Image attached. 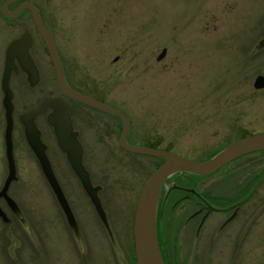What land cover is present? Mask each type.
Masks as SVG:
<instances>
[{
	"label": "rangeland",
	"instance_id": "obj_1",
	"mask_svg": "<svg viewBox=\"0 0 264 264\" xmlns=\"http://www.w3.org/2000/svg\"><path fill=\"white\" fill-rule=\"evenodd\" d=\"M28 1L53 35L67 81L120 109L129 121V143L202 160L245 135L264 133V87L253 85L257 75L264 76V0ZM18 19L31 29L36 77L16 59L9 80L15 179L0 197V264H136L137 198L163 159L124 150L118 118L70 100L100 210L59 147L49 112L39 115L38 136L67 210L20 119L57 90L54 67L30 12ZM24 30L0 12V190L9 173L1 87L5 51ZM263 163L264 151L252 152L212 175L177 172L168 181L194 183L202 195L219 199L223 186L246 185ZM194 209L175 204L161 218L157 235L167 264H264V182L240 210L246 218L257 210L253 224H223L225 215L213 212L198 229L200 216L187 219ZM158 220L156 215V227Z\"/></svg>",
	"mask_w": 264,
	"mask_h": 264
},
{
	"label": "water",
	"instance_id": "obj_2",
	"mask_svg": "<svg viewBox=\"0 0 264 264\" xmlns=\"http://www.w3.org/2000/svg\"><path fill=\"white\" fill-rule=\"evenodd\" d=\"M13 1H21V3L14 11H7V4ZM25 9L30 12L32 20L44 40L54 67L58 88L53 95L43 97L37 106L20 116L25 127L26 139L36 154L47 180L53 186L54 192L63 202L64 198L62 197V192L54 177L49 159L45 154V146L39 139L35 123L36 116L46 112L47 108L50 107L52 108V111L47 115V119L48 122L54 126L58 145L67 154L72 169L81 181L84 189L91 198V201L101 210L97 203L98 187H93L91 185L88 172L81 161V143L77 140L75 133H72V108L65 97H70L100 111L117 115L122 124L119 135V145L124 150L135 154L149 155L163 159L162 163L146 178L139 192L135 206L132 230L136 264H167L160 248L156 227V204L163 182L177 172H185L195 175H210L243 155L264 151V133H255L241 137L229 143L209 158L202 160L190 159L165 149L137 146L129 143L126 139L129 131V121L120 109L107 105L87 94L81 93L67 83L63 74L55 40L49 29L44 25L38 8L28 0H7L1 7V11L5 16L15 17V19L17 14ZM19 22L24 25L25 30L20 37L12 40L7 46L5 66L1 79V87L4 92L3 106L5 108L6 118L5 143L9 173L2 189L0 190V197L6 194L10 182L15 179V164L13 160L11 137L13 129V93L9 86L11 72L17 68L14 58L17 57L20 65L31 74L32 78L35 79L36 77V69L29 53V49L32 45L31 29L26 21ZM165 54L166 49L163 48L157 56V59H161ZM253 85L256 89L263 88L264 76L262 74L257 75ZM263 179L264 176L245 199L253 193ZM64 203L68 210L66 201L63 202V204ZM67 212L69 213V211Z\"/></svg>",
	"mask_w": 264,
	"mask_h": 264
},
{
	"label": "flooded vegetation",
	"instance_id": "obj_3",
	"mask_svg": "<svg viewBox=\"0 0 264 264\" xmlns=\"http://www.w3.org/2000/svg\"><path fill=\"white\" fill-rule=\"evenodd\" d=\"M6 1L7 0H4L3 3L6 2ZM3 3H2V5H3ZM20 3H21V1L10 2L9 4H7L6 10L7 11H14L15 8H17ZM0 5H1V3H0ZM2 5H1V7H2ZM1 7H0V12L2 13ZM22 11L29 12L26 9L22 10ZM22 11H20L17 14L16 19H15V17H7L3 13H2V15L7 17L9 20H13V21H16L19 24H22V23L19 22L20 20L18 19L19 15L21 14ZM5 56H6V51H5ZM16 59H17V57L14 58V62L15 63H16ZM4 66H5V63H4ZM11 73L15 74V69L12 70ZM66 81H67V79H66ZM67 83L72 88H74L75 90H77V91H79L81 93L87 94V93H85V92H83L81 90H78V88L73 87L68 81H67ZM56 85H57V83H56ZM11 90H12V88H11ZM57 90H58V88H57ZM57 90H55L53 93L46 94L45 96L53 95ZM12 93H13V96H14V92L13 91H12ZM87 95H89V94H87ZM45 96H43V97H45ZM89 96L94 97V95H89ZM42 98H40V100ZM94 98L99 100V101H101V102H103V103H105V104H107L106 101H104L102 99H98L96 97H94ZM65 99L69 102V104L71 105V108H72V113H71L72 133H75L76 138L79 141H80V139H79L80 130L78 128H76V126H75V122L76 121H75V118H74L75 113H76V107L71 103V101H74V102L78 103L82 108L84 107L88 112L93 111V112H96V113L101 112V113H105V114H108V115L111 114V115L115 116L116 118H118V120H120L119 117L117 115H115V114L100 111V110H98L96 108H93V107H90L88 105H85V104H83V103H81V102H79V101H77L75 99H72L70 97H65ZM39 102H38V104H39ZM51 111H52V108L48 107L46 112H44L42 114H47L48 112L50 113ZM42 114H39V115H42ZM39 115H37L36 117H38ZM120 123H121V121H120ZM94 124H96V122H94ZM121 126H122V124H121ZM13 127H14V125H13ZM126 139H127V137H126ZM80 143H81V146H82V149H83L84 147L82 145V142L80 141ZM118 144H119V137H118ZM82 163H83L84 168L88 172L89 178H91L89 170L87 169V167L85 166V164L83 162V155H82ZM231 163L232 162H230V163H228L226 165L229 166ZM257 163H261V162L257 161ZM71 169H72V167H71ZM229 172L230 171L225 172V175L226 174H230ZM185 174H190V173H185ZM210 175H212V174H210ZM263 176H264V163H263V168L261 167V170L258 169V171H255V172H253L251 174V179L247 181L246 185L237 184L236 186L232 185L230 187L229 186H225V187L223 186L222 191H223L224 194L219 199L212 198V196H210L208 193H205V195H202L197 190L196 185L194 183L193 184H190V183L189 184H184V183L180 184L178 182L177 178H174V179L172 178L171 180L168 181V179L170 178L169 177L163 182V185H162L163 187H161V190H163V189H166V190L164 191V196L162 197L163 200H162V202H159V206H158L159 208L157 207V211H156V215L159 218L158 223H157V228H158V225H159V227L161 226V218H162L163 214L165 212L171 210L172 206L175 205V204L183 205V207L195 208L192 212L190 211L191 214H190V216H188L187 219L194 220V218H196L197 216H200L198 224H197V228L198 229H200L203 226V223L206 221V219L213 212H219L220 214L225 215V218L223 220V224L231 223L234 220H236V222H240L241 221L242 222V226L247 221H251V223L253 224V223H255V219H256L255 218L256 217L255 213H256L257 210L254 209L252 211L251 215H249L247 218L245 217V214L242 213V215H241L242 211L240 212V210H241V208H244L249 203L251 197L253 196V194L255 193L257 188L261 185L262 182H264V179H263L262 182L258 185V187L253 191V193L247 199H245L250 194V192L255 187V185L262 179ZM180 177H182L180 179L185 180L186 175L180 176ZM229 178H231V177H229ZM78 180H79V178H78ZM90 181H91V179H90ZM80 183H81V181H80ZM165 183H167V184H165ZM219 185H220V182H219ZM239 212H240V214H239ZM246 214H247V212H246ZM241 217H242V220H241ZM180 224H181V222L179 223V225ZM240 228H241V226H240Z\"/></svg>",
	"mask_w": 264,
	"mask_h": 264
},
{
	"label": "trees",
	"instance_id": "obj_4",
	"mask_svg": "<svg viewBox=\"0 0 264 264\" xmlns=\"http://www.w3.org/2000/svg\"><path fill=\"white\" fill-rule=\"evenodd\" d=\"M245 136H247V135H245ZM244 137V136H243Z\"/></svg>",
	"mask_w": 264,
	"mask_h": 264
}]
</instances>
